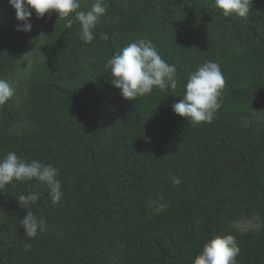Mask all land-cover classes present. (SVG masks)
I'll return each mask as SVG.
<instances>
[{
  "label": "trees",
  "instance_id": "trees-1",
  "mask_svg": "<svg viewBox=\"0 0 264 264\" xmlns=\"http://www.w3.org/2000/svg\"><path fill=\"white\" fill-rule=\"evenodd\" d=\"M105 3L86 43L74 16L65 29L55 11L33 10L31 30L17 31L0 0V78L16 83L0 106V158L55 167L63 193L53 205L35 179L0 189V264H193L226 234L239 243L236 264H264V0L247 18L225 17L215 0ZM138 39L176 66L175 89L125 99L112 85L107 61ZM207 61L226 81L221 106L193 124L172 105ZM30 193L39 200L20 207ZM27 211L46 221L31 239Z\"/></svg>",
  "mask_w": 264,
  "mask_h": 264
},
{
  "label": "clouds",
  "instance_id": "clouds-1",
  "mask_svg": "<svg viewBox=\"0 0 264 264\" xmlns=\"http://www.w3.org/2000/svg\"><path fill=\"white\" fill-rule=\"evenodd\" d=\"M15 10L17 31L28 32L29 22L35 11L37 18L55 11L59 19L65 20V29L73 26V19L79 22L81 39L90 43L94 39L93 30L102 17L107 15L105 0H92L91 6L82 9V0H8ZM252 0H215V5L228 17L235 15L247 18ZM106 38V36H105ZM111 72V83L125 99L141 98L152 93L153 87L161 90L177 86V69L165 61L150 40L138 39L128 43L119 53L112 56L107 65ZM225 78L218 63L207 61L190 74L185 85L183 98L172 105L175 114L193 124L211 123L221 106L220 97L225 87ZM16 89L8 79L0 78V106L14 97ZM58 169L44 165L39 160L27 161L15 152H8L0 158V189L14 181L24 182L33 179L45 184L53 205L59 203L63 195L61 183L56 178ZM179 184V178L173 177ZM39 193L20 195L16 200L20 207L27 208L39 200ZM199 223V219L195 221ZM25 234L31 239L46 230V221L31 211L20 220ZM240 254L239 243L232 234L216 236L203 246L194 258L193 264H236Z\"/></svg>",
  "mask_w": 264,
  "mask_h": 264
},
{
  "label": "rangeland",
  "instance_id": "rangeland-1",
  "mask_svg": "<svg viewBox=\"0 0 264 264\" xmlns=\"http://www.w3.org/2000/svg\"><path fill=\"white\" fill-rule=\"evenodd\" d=\"M15 84L16 83H13V85L15 86ZM244 225H245V227H249V226H252L253 225V223H252V221H249V222H244Z\"/></svg>",
  "mask_w": 264,
  "mask_h": 264
}]
</instances>
